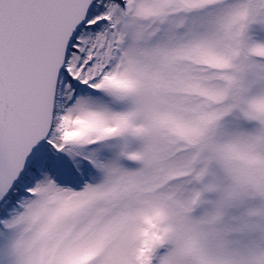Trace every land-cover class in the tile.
<instances>
[{"label":"snow or ice","instance_id":"snow-or-ice-1","mask_svg":"<svg viewBox=\"0 0 264 264\" xmlns=\"http://www.w3.org/2000/svg\"><path fill=\"white\" fill-rule=\"evenodd\" d=\"M0 264H264V0H0Z\"/></svg>","mask_w":264,"mask_h":264}]
</instances>
